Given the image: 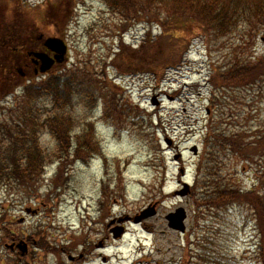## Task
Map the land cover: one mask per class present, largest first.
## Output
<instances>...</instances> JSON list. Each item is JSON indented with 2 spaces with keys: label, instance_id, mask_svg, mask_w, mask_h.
<instances>
[{
  "label": "rangeland",
  "instance_id": "obj_1",
  "mask_svg": "<svg viewBox=\"0 0 264 264\" xmlns=\"http://www.w3.org/2000/svg\"><path fill=\"white\" fill-rule=\"evenodd\" d=\"M6 1L0 0V13H6ZM10 1L14 12L10 19H3L0 45L16 43L20 33L30 30L36 36L50 34L46 24L30 12L42 0ZM73 12L75 15L62 29L68 56L59 69L90 61L97 72H105L114 83L115 119L101 116L94 123L103 157L88 165L63 167L57 173L56 166L53 174L46 177L48 182L40 190L45 203L0 191V209L10 208L16 220L13 231L32 238L24 257L4 245L0 247V263L14 264L20 260L24 264H257L253 211L233 202L213 204V188L205 187L203 182L196 185V170L209 117V72L213 66L229 63L235 55L233 50H238L242 43L251 46L238 53L241 57L262 54L264 33L256 39L246 36V40L233 34L230 40L209 45L198 38L182 67L169 72L164 82L158 83L143 75L123 78L108 68L110 54L118 49L120 41L139 46L146 26L134 25L121 37L117 33L118 17L109 13L100 0H86ZM241 33L245 35L242 30ZM7 55V51L0 50V63ZM210 63L214 65L210 67ZM20 83L23 80L18 78L11 85ZM16 88H7L6 95ZM246 90L234 93L252 100V91ZM12 98L9 95L4 102H11ZM234 160L228 159L220 176L226 193L235 191V186L250 189L255 181L252 173H242L240 169L236 172ZM232 182L234 186L229 187ZM48 192L53 198L49 204ZM182 193L185 196L181 198ZM26 209L32 213L26 215ZM177 209L186 213L183 234L169 230L165 220ZM149 212H154V216L145 218L144 214ZM115 232L117 238L113 239ZM41 238L61 253L46 255L38 248ZM69 256L75 259L69 261Z\"/></svg>",
  "mask_w": 264,
  "mask_h": 264
},
{
  "label": "trees",
  "instance_id": "obj_2",
  "mask_svg": "<svg viewBox=\"0 0 264 264\" xmlns=\"http://www.w3.org/2000/svg\"><path fill=\"white\" fill-rule=\"evenodd\" d=\"M84 1L44 0L30 12L46 24L49 33L62 37V29L73 16L75 7ZM100 2L109 13L118 17L117 33L120 32L121 37L133 25L148 27L138 49L125 46L122 40L110 55L109 66L121 77L145 75L161 83L170 71L182 66L195 39L201 38L209 45L217 40H230L233 34L246 40V36L256 39L264 33V0ZM5 10L6 13H0V28H3V19H10V13L14 12L10 0L6 1ZM154 28L156 34L152 33ZM29 36H21L5 49L9 53L18 50L26 54ZM250 46V43H242L238 50H233L234 57L223 66L214 68V63H210V67L213 66L209 72L212 92L196 185L203 182L205 187L212 186L215 205L233 202L253 211L257 233L256 261L264 264V52L244 57L238 54ZM4 81L0 79V99L7 92L3 88ZM112 87L106 73L97 72L90 61L69 65L39 82L25 81L21 95L11 108L5 112L0 109V191L45 203L40 188L46 167L57 163L58 171L62 172L68 164L76 161L86 164L90 157L100 155L102 144L96 137L92 119L99 106L104 119H115L112 113L116 115V94L112 93ZM246 89L252 91V100L234 93ZM48 139L51 141L49 146L41 141ZM231 158L237 163L236 172L253 174L255 181L250 189L241 190L235 186V191L231 189L226 193L222 188L225 182L220 176ZM232 183H228L229 187L234 186L235 182ZM51 199L48 198V204ZM15 223L10 208H1L0 247L21 237L31 244L30 236L13 231ZM42 239L38 248L46 255H58L57 247ZM14 264L24 263L17 260Z\"/></svg>",
  "mask_w": 264,
  "mask_h": 264
},
{
  "label": "water",
  "instance_id": "obj_3",
  "mask_svg": "<svg viewBox=\"0 0 264 264\" xmlns=\"http://www.w3.org/2000/svg\"><path fill=\"white\" fill-rule=\"evenodd\" d=\"M45 47L52 51L55 56L54 59L48 58L44 54H37L35 57L40 60L41 62V67L40 71L41 73H45L51 69L53 64L56 62L58 64L63 63L64 57L66 55L67 49L63 41L58 40V39H48L45 42ZM192 151L196 153V149L193 148ZM185 193H182L181 195L184 196ZM155 213L154 212H149L144 214V216H153ZM186 218V214L183 209H178L174 214H170L169 216L166 217V220L168 221V227L172 230L184 232V225L183 222ZM9 249L13 250L14 246H8ZM16 248L21 251L22 254H25L27 252V246L23 242H19L16 245Z\"/></svg>",
  "mask_w": 264,
  "mask_h": 264
},
{
  "label": "flooded vegetation",
  "instance_id": "obj_4",
  "mask_svg": "<svg viewBox=\"0 0 264 264\" xmlns=\"http://www.w3.org/2000/svg\"><path fill=\"white\" fill-rule=\"evenodd\" d=\"M43 44H44V40L42 39L39 43L35 44V47L33 48V50L35 52H41V53H44L46 54L47 56L49 57H53L52 53L48 52L44 47H43ZM37 47V48H36ZM34 52V53H35ZM31 63H32V66H30V70L32 75L33 76H39V73H38V69H39V65H36L34 63V60L32 61L31 59Z\"/></svg>",
  "mask_w": 264,
  "mask_h": 264
}]
</instances>
